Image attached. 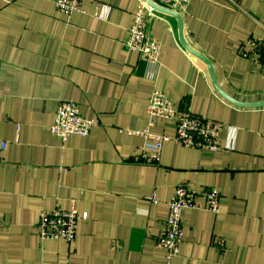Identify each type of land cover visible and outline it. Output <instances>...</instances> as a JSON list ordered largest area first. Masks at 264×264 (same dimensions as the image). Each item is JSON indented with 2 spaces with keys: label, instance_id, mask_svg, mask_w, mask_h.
Wrapping results in <instances>:
<instances>
[{
  "label": "crops",
  "instance_id": "1",
  "mask_svg": "<svg viewBox=\"0 0 264 264\" xmlns=\"http://www.w3.org/2000/svg\"><path fill=\"white\" fill-rule=\"evenodd\" d=\"M236 2L242 9L191 2L181 12L185 37L212 61L225 92L263 100V68L240 50L264 38V0ZM139 3L85 0L66 16L54 0H0V264H264V107L223 98L182 45L178 20L160 12L148 21L162 44L149 68L124 46ZM156 88L177 108L225 123L221 148L171 140L160 163L137 162L151 141L123 130L147 126ZM62 100L100 124L62 141L49 129ZM151 131L175 134L163 120ZM180 182L221 196L216 211L203 197L183 211V241L168 261L157 236ZM57 207L82 214L72 242L39 235L41 212Z\"/></svg>",
  "mask_w": 264,
  "mask_h": 264
},
{
  "label": "built area",
  "instance_id": "2",
  "mask_svg": "<svg viewBox=\"0 0 264 264\" xmlns=\"http://www.w3.org/2000/svg\"><path fill=\"white\" fill-rule=\"evenodd\" d=\"M160 5L175 11H184L194 0H153ZM238 9H242L236 0H230ZM85 0H54L55 9L60 13L71 16L84 10ZM246 13V11L242 10ZM157 11L152 9L145 0H140L134 14L128 37L124 46L136 51L140 58L149 66L156 68L160 63L162 50L161 41L149 33L148 21ZM264 28V25H262ZM249 45H243L240 53L261 64L264 71V38L252 37ZM249 46V47H247ZM147 126L141 130L125 129L129 135L141 136L151 142L144 148L141 155L136 156L137 162L146 164L160 163L163 146L168 141H175L185 147L216 151L221 148L220 136L226 124L177 108L175 101L159 89H154L147 107ZM163 120L174 126L175 134H156L151 128ZM100 124L99 118H87L82 113L80 104L72 100H62L56 110L54 122L49 127L50 132L66 141L71 136H87L92 129ZM6 144H2V149ZM221 193L215 187L195 188L187 182H180L170 200H168V215L161 221L157 236V245L166 251V259L170 261L177 256L183 241L184 226L182 215L186 208H200L198 199L203 197L206 208L216 211L219 206ZM153 200L156 201V198ZM80 211L72 207H60L43 210L40 214L38 230L42 239L72 242L77 236ZM218 244L223 246L224 240Z\"/></svg>",
  "mask_w": 264,
  "mask_h": 264
},
{
  "label": "water",
  "instance_id": "3",
  "mask_svg": "<svg viewBox=\"0 0 264 264\" xmlns=\"http://www.w3.org/2000/svg\"><path fill=\"white\" fill-rule=\"evenodd\" d=\"M148 5L154 9L157 12L172 16L174 18H176L178 20V24H179V39L182 43V45L185 47V49L192 54L194 57H196L197 59H199L202 63H204V65L207 67V70L209 72L210 78L212 80V83L216 89V91L223 97L225 98L227 101H229L230 103L239 106V107H243V108H260V107H264V99L263 100H259V101H253V102H248V101H241V100H237L236 98L232 97L230 94H228L227 92L224 91V89L221 87V85L218 82L217 76H216V72L214 69V65L212 63V61L206 57L204 54H202L201 52H199L198 50H196L195 48H193L189 42L187 41L186 37H185V33H184V19L182 16V13L175 11L171 8L165 7L163 5H160L158 3H156L153 0H145Z\"/></svg>",
  "mask_w": 264,
  "mask_h": 264
}]
</instances>
